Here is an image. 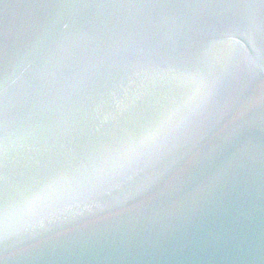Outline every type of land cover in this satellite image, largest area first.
I'll list each match as a JSON object with an SVG mask.
<instances>
[{
    "label": "snow or ice",
    "instance_id": "6c2138e0",
    "mask_svg": "<svg viewBox=\"0 0 264 264\" xmlns=\"http://www.w3.org/2000/svg\"><path fill=\"white\" fill-rule=\"evenodd\" d=\"M32 10L19 38L0 46V251L40 216L50 189L76 185L89 165L102 179L86 200L142 184L150 201L198 191V172L227 171L252 147L255 99L227 121L222 113L241 76L264 73V0H38ZM222 36L244 39L249 56ZM129 76L162 95H146L134 123L97 136L94 111Z\"/></svg>",
    "mask_w": 264,
    "mask_h": 264
},
{
    "label": "water",
    "instance_id": "95a60500",
    "mask_svg": "<svg viewBox=\"0 0 264 264\" xmlns=\"http://www.w3.org/2000/svg\"><path fill=\"white\" fill-rule=\"evenodd\" d=\"M37 2L0 0V46L19 38ZM217 42L236 50L241 60L249 56L242 38L222 36ZM149 93L162 95L140 78H125L94 111L92 130L108 137L134 123L147 109ZM262 96L264 73L254 67L241 76L222 113L227 121L230 109L255 99L252 147L238 154L227 171L198 172L193 185L198 191L155 194L148 201L143 185L136 184L90 201L82 193L97 184L82 180L79 171L76 185L54 186L39 205L40 216L8 234L0 264H264Z\"/></svg>",
    "mask_w": 264,
    "mask_h": 264
},
{
    "label": "clouds",
    "instance_id": "9594fccd",
    "mask_svg": "<svg viewBox=\"0 0 264 264\" xmlns=\"http://www.w3.org/2000/svg\"><path fill=\"white\" fill-rule=\"evenodd\" d=\"M206 71L208 72V75L211 79L213 70L209 68ZM96 168H97V165L92 164V165H89L87 168L82 169L81 172L83 175L81 176V179L86 180V181L102 179L101 177H98L96 175ZM104 179H107V178H104Z\"/></svg>",
    "mask_w": 264,
    "mask_h": 264
}]
</instances>
